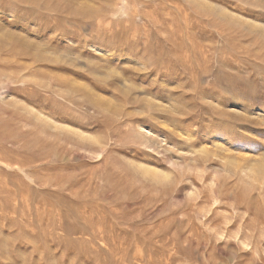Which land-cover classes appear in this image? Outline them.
<instances>
[{
	"label": "rangeland",
	"instance_id": "374dc122",
	"mask_svg": "<svg viewBox=\"0 0 264 264\" xmlns=\"http://www.w3.org/2000/svg\"><path fill=\"white\" fill-rule=\"evenodd\" d=\"M0 264H264V0H0Z\"/></svg>",
	"mask_w": 264,
	"mask_h": 264
},
{
	"label": "bare ground",
	"instance_id": "6f19581e",
	"mask_svg": "<svg viewBox=\"0 0 264 264\" xmlns=\"http://www.w3.org/2000/svg\"><path fill=\"white\" fill-rule=\"evenodd\" d=\"M34 2V1H33ZM37 15V14H36ZM10 16H12V14L10 15ZM14 16V15H13ZM14 19H15V17H14ZM18 19V18H17ZM52 19V18H51ZM96 19V18H95ZM41 21V20H40ZM61 21V20H60ZM50 22V21H49ZM55 22H56V20H55ZM66 24V23H65ZM75 24H76V22H75ZM49 26V25H48ZM50 33V32H49Z\"/></svg>",
	"mask_w": 264,
	"mask_h": 264
}]
</instances>
